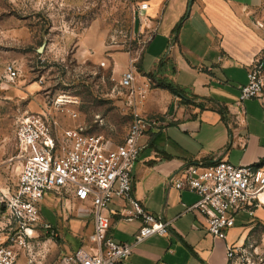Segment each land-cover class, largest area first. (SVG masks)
I'll return each instance as SVG.
<instances>
[{
  "label": "crops",
  "instance_id": "1",
  "mask_svg": "<svg viewBox=\"0 0 264 264\" xmlns=\"http://www.w3.org/2000/svg\"><path fill=\"white\" fill-rule=\"evenodd\" d=\"M145 3L149 5L145 16L150 29L143 33L138 16V34L143 41L149 35L153 38L138 58L136 69L139 83L153 74L154 85L138 112L160 118L164 126L141 139L143 150L133 172L134 197L146 210L171 222V227L167 237L155 236L135 247L124 264H233L227 257V247L244 246L256 222L264 220V208L252 216L248 214L252 219L244 225L237 226L236 220L226 240L215 238L207 232L204 218L188 210L200 198L178 191L172 180L189 166L204 169L221 160L264 171V128L257 125L262 122L257 119L260 113L252 110V100L245 102V125L238 132L242 139L246 138L245 146L233 131L234 105L240 89L248 84L253 64L264 61V0ZM105 39L104 33L87 31L77 45L75 58L81 64L91 62L98 69L103 64L120 81L129 69L130 54L119 48L110 51ZM163 83L172 84L181 95L162 88ZM40 84L42 80L34 82L31 89ZM76 104L72 101L69 105ZM262 106L264 110V99ZM45 110L48 109L30 113ZM76 114L77 119L68 114L56 116L62 128L82 126L88 132L86 125L79 123L81 114ZM8 142L12 144L0 139V168L8 161L22 164L15 158V128ZM126 205L115 198L109 207L108 236L119 244H132L141 227L137 221L123 219ZM73 206L76 217L64 221L62 229H69L73 249L78 250L88 243L94 226L90 216L80 214L81 205ZM71 207L68 203L67 208Z\"/></svg>",
  "mask_w": 264,
  "mask_h": 264
},
{
  "label": "built area",
  "instance_id": "2",
  "mask_svg": "<svg viewBox=\"0 0 264 264\" xmlns=\"http://www.w3.org/2000/svg\"><path fill=\"white\" fill-rule=\"evenodd\" d=\"M148 9L145 2L137 8L143 33L150 29L149 18L145 16ZM152 38L153 35H149L143 41L140 53ZM128 53L130 66L119 86L127 91L126 104L132 110L133 119L123 144L112 146L103 136L89 134L82 126L62 128L56 113H66L77 119L76 113L65 108L72 102L69 98L56 100L54 110L26 113L16 121L18 155L15 158L22 163V170L13 195L0 187V206L8 209L27 229L40 223V202L51 194H65L69 201L83 207L81 215L93 220L94 231L88 243L62 256L55 264H124L135 247L152 237H167L170 233L171 222L146 210L134 197L133 172L143 150L141 139L148 132L160 131L164 122L138 112L154 82L144 77L139 83L138 59L133 56L136 52L128 48ZM263 70V61L253 64L248 72V84L240 89L234 105L233 131L239 140H244L238 132L245 125V102L264 99ZM7 74L14 81L19 78L20 71L9 66ZM245 141L246 138L242 146ZM172 184L178 191H187L200 198L188 210L204 218L207 232L215 238L226 240L240 213L252 216L257 209L264 208V171L255 167L234 166L225 160L204 169L189 166L179 178L172 180ZM115 198L127 204L122 211L123 219L141 224L132 244H119L108 236L109 207ZM44 228L51 230L46 224ZM244 254V246L227 247V257L233 263ZM45 258L46 250L40 244L28 246L23 237H19L15 245L0 243V264H43Z\"/></svg>",
  "mask_w": 264,
  "mask_h": 264
},
{
  "label": "rangeland",
  "instance_id": "3",
  "mask_svg": "<svg viewBox=\"0 0 264 264\" xmlns=\"http://www.w3.org/2000/svg\"><path fill=\"white\" fill-rule=\"evenodd\" d=\"M146 1L0 0V139L12 144L8 140L19 117L44 109L54 110L56 100L70 98L77 104L65 108L81 114L79 123L86 125L89 134L103 136L112 146L123 144L133 119L126 104L127 91L120 88L119 79H114L111 69L102 66L98 69L91 62L81 64L75 52L81 37L95 30L106 35L107 49L128 52L131 48L138 59L143 40L138 34L137 8ZM9 66L20 71L14 81L7 77ZM40 80L42 84L31 89ZM252 101V110L260 113L257 119L262 122L257 125L263 129L262 101ZM248 118L252 119L250 115ZM21 170L20 163L8 161L1 165V189L10 196L18 185ZM69 200L65 194L47 196L39 204L40 223L27 229L8 209L0 206V243L15 245L23 237L28 246L40 244L46 250L43 264H55L75 251L69 229H62L64 221L76 217L74 203ZM68 203L72 204L71 208H67ZM251 219L248 213H240L236 217L237 226ZM45 224L51 230H46ZM244 249L246 254L233 264H264V220L256 222Z\"/></svg>",
  "mask_w": 264,
  "mask_h": 264
},
{
  "label": "trees",
  "instance_id": "4",
  "mask_svg": "<svg viewBox=\"0 0 264 264\" xmlns=\"http://www.w3.org/2000/svg\"><path fill=\"white\" fill-rule=\"evenodd\" d=\"M149 78H151L154 82V75L153 74H149L148 75ZM162 88L167 89L168 91H170L172 94L179 96L181 95V92L172 84H167V83H163L160 85Z\"/></svg>",
  "mask_w": 264,
  "mask_h": 264
},
{
  "label": "water",
  "instance_id": "5",
  "mask_svg": "<svg viewBox=\"0 0 264 264\" xmlns=\"http://www.w3.org/2000/svg\"><path fill=\"white\" fill-rule=\"evenodd\" d=\"M193 0H191V2H192ZM188 11H190V6H189V9H188Z\"/></svg>",
  "mask_w": 264,
  "mask_h": 264
},
{
  "label": "bare ground",
  "instance_id": "6",
  "mask_svg": "<svg viewBox=\"0 0 264 264\" xmlns=\"http://www.w3.org/2000/svg\"><path fill=\"white\" fill-rule=\"evenodd\" d=\"M263 201H264V198H263Z\"/></svg>",
  "mask_w": 264,
  "mask_h": 264
}]
</instances>
